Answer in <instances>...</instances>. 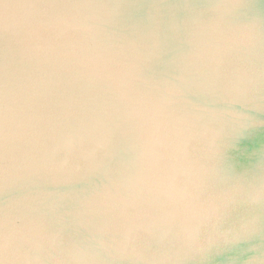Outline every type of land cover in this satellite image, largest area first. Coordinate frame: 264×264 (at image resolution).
<instances>
[{"label":"water","instance_id":"obj_1","mask_svg":"<svg viewBox=\"0 0 264 264\" xmlns=\"http://www.w3.org/2000/svg\"><path fill=\"white\" fill-rule=\"evenodd\" d=\"M0 264H264V0H0Z\"/></svg>","mask_w":264,"mask_h":264}]
</instances>
